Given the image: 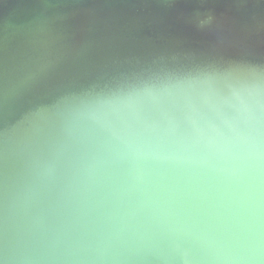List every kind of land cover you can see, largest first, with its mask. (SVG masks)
<instances>
[{"label":"water","instance_id":"95a60500","mask_svg":"<svg viewBox=\"0 0 264 264\" xmlns=\"http://www.w3.org/2000/svg\"><path fill=\"white\" fill-rule=\"evenodd\" d=\"M0 264H264V0H0Z\"/></svg>","mask_w":264,"mask_h":264}]
</instances>
